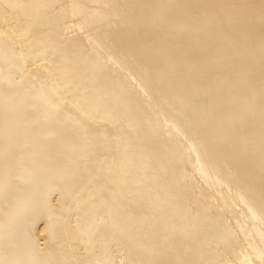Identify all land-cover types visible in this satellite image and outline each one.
Wrapping results in <instances>:
<instances>
[{
	"label": "bare ground",
	"instance_id": "obj_1",
	"mask_svg": "<svg viewBox=\"0 0 264 264\" xmlns=\"http://www.w3.org/2000/svg\"><path fill=\"white\" fill-rule=\"evenodd\" d=\"M0 264H264V0H0Z\"/></svg>",
	"mask_w": 264,
	"mask_h": 264
}]
</instances>
